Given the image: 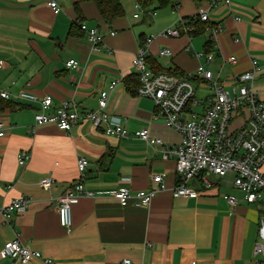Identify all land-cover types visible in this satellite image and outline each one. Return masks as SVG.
Returning <instances> with one entry per match:
<instances>
[{
  "label": "crops",
  "instance_id": "1",
  "mask_svg": "<svg viewBox=\"0 0 264 264\" xmlns=\"http://www.w3.org/2000/svg\"><path fill=\"white\" fill-rule=\"evenodd\" d=\"M49 1L0 0V89L11 95L26 90L39 99L50 96V112L61 102L72 101L84 113L96 110L100 92L122 76L109 93L107 110L128 135L123 139L105 135L103 127L95 128L89 121L75 124L68 133L52 125L35 127L36 104L0 100L4 131L0 205L21 195L31 200L24 213L8 220L0 216V250L17 237L54 264H119L125 259L131 264H257L252 250L264 204L244 202L232 185V174L210 176L209 189L192 182L195 197H173L174 158L165 157L159 146L146 145L134 133L147 129L169 148L179 145L181 135L166 126L151 100L135 94L131 61L140 42L154 35L146 58L153 73L183 77L201 66L229 89L236 77L250 69L251 60H264V0H231L229 7H210L207 1L195 6L191 0H182L178 9L171 10L174 19L165 24L155 22V10L152 15L143 12L140 19L133 13L136 0H119L124 16L111 25L101 21L92 2L54 0L60 7L54 14ZM199 7L207 8L210 22L221 26L216 48L207 47L203 34L191 39L185 34L156 36L176 20L195 16ZM81 24L105 34L104 48L92 50L87 35L79 30ZM109 31L114 35H108ZM161 50L172 54L159 56ZM200 52L211 54L212 61L195 57ZM231 56L236 64L227 61ZM70 60L77 62L76 68L66 67ZM192 84L196 99L205 83L197 78ZM253 89L264 101V71L255 77ZM210 95L196 99L192 110L202 112ZM242 116L232 125L241 122ZM20 152L30 154L23 167L17 164ZM80 157L89 162L84 187L97 196L83 197L72 206V226L66 230L59 226L54 200L79 179L76 162ZM153 175L162 176L165 189L149 208L137 206L134 200L120 207L110 195L119 188H128L132 194L156 189L150 182ZM49 176L52 186L41 189L39 181ZM223 195L234 197L237 204L230 207ZM0 264L20 263L0 258Z\"/></svg>",
  "mask_w": 264,
  "mask_h": 264
},
{
  "label": "built area",
  "instance_id": "2",
  "mask_svg": "<svg viewBox=\"0 0 264 264\" xmlns=\"http://www.w3.org/2000/svg\"><path fill=\"white\" fill-rule=\"evenodd\" d=\"M223 4L230 6L231 0H210V7ZM48 7L54 14L60 12L59 5L54 1L48 2ZM152 15V13H149ZM134 15V18H137ZM190 22L202 24V34L207 43L216 48L217 36L221 32L218 23H211L208 9L199 7L195 16L178 19L170 28L159 31L156 36L178 38L185 34L189 39L193 37L194 30ZM79 30L87 35L93 51L104 48V33L97 29L79 25ZM112 36V31L108 32ZM154 35H149L142 41L137 52L132 58L131 68L138 77L139 85L135 94L152 101L157 113L161 115L167 127L181 135L178 146L169 148L161 140L152 137L147 129L136 131L134 137L146 145L159 146L165 157L174 158V174L177 186L172 193L174 198H192L197 195L191 186L192 182L204 189H209L212 184L210 176L223 178L227 174L233 175L232 185L242 195V200L247 204H264V101L258 99L253 89L255 77L264 71V60L260 63L251 60L250 69L235 78V85L229 89L219 85L218 78L199 66L194 73H187L183 77H174L167 73H153L146 63L147 48ZM171 51L161 50L159 56H171ZM195 57H204L212 61L211 54L195 53ZM230 64H236L235 57L227 59ZM3 64L0 61V69ZM68 68H76L77 62L70 60L66 63ZM200 78L205 83L211 95L206 99V106L200 113L192 109L197 105L193 80ZM122 76L108 85L107 89L100 92L97 109L79 113L72 101L61 102L60 106L50 112L52 99L45 96L41 99L26 90H21L16 95L0 89V100L8 101L11 98L21 102L37 105L33 115L35 127L52 125L59 131L68 133L70 129L81 121H89L93 127H103V133L117 138H125L128 132L118 120L111 117L107 110L109 93L121 82ZM242 116L241 122L234 126L236 117ZM4 131L0 122V138ZM17 164L26 166L30 161L27 152L18 153ZM88 160L80 157L77 159L76 168L79 179L68 186L65 191L54 200L59 226L69 230L72 226V206L81 198H94L95 192L84 187L83 177ZM54 180L52 177L42 178L38 185L43 190H49ZM150 182L156 189L142 190L134 194L128 188H119L110 192L111 197L120 207H126L131 200L136 205L149 208L158 192L165 189L163 178L160 175L150 177ZM223 200L234 207L237 200L230 195H223ZM31 200L26 196H19L7 204L0 205V216L8 220L11 215L24 213ZM253 258L257 264H264V212L260 217L256 239L252 250ZM1 259H13L20 264H29L33 260L43 264H54L51 259L44 258L39 252L32 251L23 246L16 237L6 242L0 250ZM119 264H131L130 260H122Z\"/></svg>",
  "mask_w": 264,
  "mask_h": 264
},
{
  "label": "trees",
  "instance_id": "3",
  "mask_svg": "<svg viewBox=\"0 0 264 264\" xmlns=\"http://www.w3.org/2000/svg\"><path fill=\"white\" fill-rule=\"evenodd\" d=\"M80 1H89L92 2L101 18V21L106 25H111L115 20L124 16V11L119 3V0H79ZM182 0H136L137 6L146 14L152 13L153 10L158 9H167L176 10L178 9L180 2ZM195 6H200L203 2H209L210 0H191ZM76 11H78V4L74 7ZM189 25L193 28L194 33L193 36L202 34V24L198 22H190ZM139 45H142V41ZM207 47H212L209 43H207ZM147 63V59H146ZM168 75H171L167 73ZM173 76V75H171ZM136 84L133 86V90L135 92L136 88L139 85L138 77L135 75ZM176 178V177H175Z\"/></svg>",
  "mask_w": 264,
  "mask_h": 264
},
{
  "label": "rangeland",
  "instance_id": "4",
  "mask_svg": "<svg viewBox=\"0 0 264 264\" xmlns=\"http://www.w3.org/2000/svg\"><path fill=\"white\" fill-rule=\"evenodd\" d=\"M133 13H136L137 15H139L141 17L140 19H142L143 14H144L143 11L140 8H138V7H135ZM154 14H157V17L155 18V22L157 24H158V22H160L161 24L168 23L171 20V18L174 19V16H175V15L171 14V10L169 8L155 10ZM150 18H153V16H151ZM160 26H163V25H160ZM210 93L211 92L208 91L206 86L205 87H201V90L196 93V99L201 101V100H203L204 96L210 95ZM209 179L212 181L211 177Z\"/></svg>",
  "mask_w": 264,
  "mask_h": 264
}]
</instances>
